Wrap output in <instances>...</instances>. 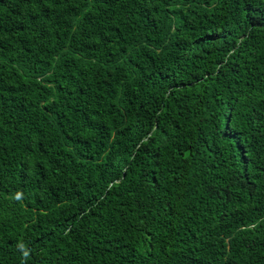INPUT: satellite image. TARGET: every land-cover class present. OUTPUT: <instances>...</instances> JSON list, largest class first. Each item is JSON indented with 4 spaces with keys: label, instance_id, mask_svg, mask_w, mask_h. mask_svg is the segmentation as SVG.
I'll return each mask as SVG.
<instances>
[{
    "label": "trees",
    "instance_id": "1",
    "mask_svg": "<svg viewBox=\"0 0 264 264\" xmlns=\"http://www.w3.org/2000/svg\"><path fill=\"white\" fill-rule=\"evenodd\" d=\"M0 264H264V0H0Z\"/></svg>",
    "mask_w": 264,
    "mask_h": 264
}]
</instances>
